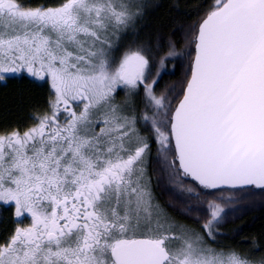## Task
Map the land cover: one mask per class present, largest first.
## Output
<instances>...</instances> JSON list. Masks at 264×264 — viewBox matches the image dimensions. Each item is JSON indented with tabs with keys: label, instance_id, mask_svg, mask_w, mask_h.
Returning <instances> with one entry per match:
<instances>
[{
	"label": "snow or ice",
	"instance_id": "1",
	"mask_svg": "<svg viewBox=\"0 0 264 264\" xmlns=\"http://www.w3.org/2000/svg\"><path fill=\"white\" fill-rule=\"evenodd\" d=\"M10 81L0 264H264V0H0Z\"/></svg>",
	"mask_w": 264,
	"mask_h": 264
},
{
	"label": "trees",
	"instance_id": "2",
	"mask_svg": "<svg viewBox=\"0 0 264 264\" xmlns=\"http://www.w3.org/2000/svg\"><path fill=\"white\" fill-rule=\"evenodd\" d=\"M162 3H167L168 0H161ZM197 0H180V3L188 4L190 7H194ZM170 78L166 77V80ZM32 93L26 84L10 81L5 87L3 83H0V118L8 115H20L21 109L18 107V101L22 98L31 96ZM11 109L10 112H5V108ZM157 197L164 203L173 204L175 209H180V204L177 196L178 192L169 191V189L161 182L159 188L156 189ZM0 214H4L0 209ZM238 219H229V222L225 225V233L227 239H221L222 244L236 243L242 248L248 247V242L252 237L257 236L261 231V226L264 225V202H261L258 198L254 205H248L246 211L238 214ZM233 228H240L242 231L239 235H235L230 231Z\"/></svg>",
	"mask_w": 264,
	"mask_h": 264
}]
</instances>
